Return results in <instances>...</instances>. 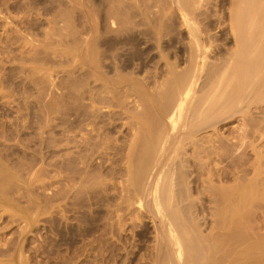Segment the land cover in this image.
<instances>
[{
    "label": "rangeland",
    "instance_id": "1",
    "mask_svg": "<svg viewBox=\"0 0 264 264\" xmlns=\"http://www.w3.org/2000/svg\"><path fill=\"white\" fill-rule=\"evenodd\" d=\"M165 2L168 6L164 5ZM216 2L217 0H202V3L200 1V7L196 6V11H201L195 13L196 15L199 14V23L202 22V25L200 24L202 27H208V31L210 27H213L212 29L210 28L209 35L205 29L206 27L204 28V32H206L205 38L206 40H208V38L210 40L206 41L207 50L209 49L207 55L209 58L216 57L215 59H219L217 56L221 55L222 57L220 56V58H223L225 56L224 52L227 55L226 52L235 48V45L231 43L233 40L230 39L227 24L223 25L226 30L224 28H217L216 23L220 13L218 14V12H215L217 11ZM171 4L172 3H170V5ZM225 7L227 9L228 5ZM179 12L180 11L174 4L172 7L169 6V0H0V171L8 169V172L10 170L8 172L10 180L5 179L6 177L0 174V178L4 177V179L0 181L5 180L4 183L2 181V187L4 188L6 184L8 186L5 187L7 188L5 191V189H1L2 187L0 184V195L4 193L2 197H0V264H154L151 252L154 251L153 249L155 247V230L153 228V220L151 219L152 214H149L151 213L150 211L149 213L147 212L149 208L145 205H138L139 203L137 204L136 202L134 204L133 201H131L132 203L129 201L130 204H128V202L124 200L126 205L123 203V200L121 203L120 198L123 193H126L123 187L126 185L125 182H127L126 179L128 178L126 170L128 162L126 158H128L129 145L133 136V130H130L133 121L132 113L142 111L143 109L140 102H137L140 100L139 97H137L138 95L134 96L136 93H133L132 90H130L131 92L129 91L130 94L126 91L128 87L130 88L131 86L132 88L134 86L133 88H135L136 83H140L141 86H139L141 88L138 84L136 87L142 89V86L146 85L147 91L150 90L154 93L157 88L159 90V87L162 86L161 84L159 85V83H163L169 76V73H167L169 62L170 64L175 62V64L180 65L177 66L180 70L188 65L186 60L189 59L187 54L190 39L188 37L189 32L185 29L187 27H184L185 24ZM216 13L218 15H216ZM201 14L205 16H200ZM158 30L160 31L158 32ZM210 34H213L215 37H212L213 35L211 36ZM212 38L214 40H212ZM90 40H96V42H98V61L101 58L106 60L103 61L101 59L99 61V64H102V68H100L101 66L99 64L98 67L100 66L99 68L100 70L103 69L101 70V72H103L101 73L100 70H98V72L96 68V73L93 71L96 75L90 71L91 69L89 67H91L92 64L90 63V66V64L87 63L90 62V58L88 61L89 50H87L89 49ZM86 43H88V46ZM186 43L188 45H186ZM104 57H106V59ZM211 58L210 60H212ZM77 59H79V61ZM101 61L103 62L100 63ZM82 63H85L84 67H82ZM166 63H168V65ZM88 64L89 67L87 68ZM110 65L112 66L111 68H109ZM78 66L79 68L76 69V71L75 68ZM106 69L108 71H106ZM75 71L78 72V74H75ZM84 71H88V73ZM97 73L101 74L99 75L100 78L102 75L105 78L102 77L100 81ZM117 73L120 74L119 76H122L121 78L123 79H121ZM74 78L76 82L79 81L78 85L74 81ZM107 78H109V80L114 79L113 82L121 79V82L124 83L122 84L119 82L120 84L117 86ZM87 79H89L90 82ZM102 79H104V81L106 79L107 84H110L109 86H111L112 83L114 85L113 87L117 86L119 88L118 90V88L115 87L120 98L115 97L119 102L115 99L112 100V102L111 100H102L101 102H104V104L98 103L100 101L97 103L95 102V104L100 107L96 105L97 109L99 108L102 111L99 112V110H97L99 116L96 117V119L98 118L99 121L96 119L95 121L98 123L97 126H102V124H104V129L107 128L106 132L109 133H107L108 138L112 140L115 139V143L120 145L122 150L119 160H116L118 157L114 158L112 156L113 160H111L113 163L111 160H106L107 162L105 161L100 164L102 160L98 154L96 155L97 157L94 156L95 158H93L95 162L98 161L97 163H95L93 159L90 160V163L93 162L95 166L92 164V171L90 167V170L86 173L92 174V172L98 170V172H94L96 176L95 174L92 175L93 182L92 177H90L91 175L89 176L84 173L85 169L82 167L83 163L77 161L78 159L72 162L68 159H70V156H73V154L76 155L74 153V150H76L75 145L84 140L82 137L85 136L87 128L84 123L86 121L89 123L90 119L94 121L93 118H95V116L92 115L91 118H89L87 114L85 115V112H92L91 110L93 108L90 107L92 102L91 98L89 99V91L96 85V81L99 80L97 86H95L97 89L94 87L95 90H98L99 93L105 91L102 87H104L103 84L106 82H102ZM132 79H134L133 82H136L133 86ZM91 82L95 83L92 84ZM100 82L102 83L100 84ZM99 87L101 90L98 89ZM124 87L126 90H123L125 89ZM150 91L149 93H151ZM103 92H101V95L105 96ZM131 93L133 96H131ZM125 94L126 97H122L125 96ZM108 95H110V93ZM98 100L101 99L98 98ZM105 101L107 104L110 102L115 106H111L110 103V106L106 105ZM255 102L253 100L252 105ZM116 104L119 106H116ZM258 104L259 105H256L255 103V106H250V109L251 107L257 108L256 110H250V112H253H249L250 116L253 115L251 116L252 118L254 116L257 118L262 115L260 113L264 111H261V109H264V103L258 102ZM75 105L78 108L77 111L80 113V118H82L80 121L82 125H80V127H82L83 130L81 128L80 130L73 128ZM128 106L131 108H128ZM259 106L261 107L260 113H257L256 111H259ZM112 108L116 115L111 114L114 113L110 111ZM132 110L135 111L133 112ZM122 111H128L127 113L130 114L128 115L129 117L126 112ZM100 115L101 118H99ZM241 115H243V113H238V115L235 114V117H231L232 120L228 119L230 122L227 120V122L225 121V123L222 122L219 124L218 127L220 128H218V131H220H214L215 134H213V137L219 136L225 140L226 138L228 140L229 137L230 139L237 137L236 140H234L236 142L238 137L242 136L240 134H247L246 130H244L245 133L243 132V128L245 129L246 126H251L247 124L251 123L253 124L252 126H254L255 122H262L264 126V120L262 121L260 119L263 118L262 116L257 118L259 121L254 117L256 120L254 119L255 121H253V123L251 119L250 122L247 119L249 115L247 118L245 117L247 119L246 121L244 120L245 122L242 120L244 119V115L242 119ZM250 116L249 118H251ZM102 118H104V120ZM82 120L84 122H82ZM102 121L104 122L102 123ZM112 121L114 123H112V126L114 125L115 129L114 127L111 129L110 122ZM243 122L245 125L243 124L244 126L242 125V128L240 126ZM105 123H107V125ZM239 124L240 126H238ZM257 125L259 126L261 123ZM87 126L90 128L91 125ZM71 128H73L75 132L73 129L71 130ZM240 128H242V130ZM254 128L257 127H250L254 136H250V129H247L249 133L247 135L251 137H249V139H252V142L247 140L249 144L247 142L248 146L245 148L250 151V154L248 155L249 152L247 150L246 152L245 150L243 151L245 152V156L248 155L247 160H244L242 152L240 155L242 154L243 160L238 161L240 160L238 159L240 155L238 156L237 154H239L240 150L235 144H233V148H237H235V150H238V153L236 152V156L238 157L233 155L234 152L228 150V148L230 147L231 149L232 146L228 148H226V146L224 147L232 155L228 152L226 153L225 149L222 147L218 149L219 151L222 148V152H219L222 154L224 152L223 155H225V153L226 155L230 154L234 157V159H232L233 157L230 156V159L236 160L235 163H239V165L237 163H232L233 161L231 160L232 164H230L229 159H226L229 158V156H223L226 163L223 161L222 163L224 164L220 163L221 166H219L221 168H226L225 174H228V176H223V180L225 181L227 179L226 182H228H224L225 186L232 182V184H236L237 181L241 179H239V176L243 175L242 172L245 174L246 170L244 171V169L246 168L250 169L246 172L249 178L255 175V164L257 163L255 160L257 156L255 154L257 152L260 153L259 151L264 153V129L261 130L262 134H260L261 131L259 133V131L256 130V132H258V136H256ZM109 129H111V131ZM81 130L83 134H81ZM237 130L241 131V133H238ZM233 131L237 136L233 134ZM208 132H210V134L213 133L211 130L203 131V136H209L210 134ZM202 133L200 135L201 137H203ZM230 133L231 136L234 135L235 137L232 136L231 138V136H229ZM259 134L262 135V138ZM70 137L72 138L71 141L73 140L74 142H70ZM255 137H258V139L260 138L259 141L262 139L260 144H257L259 141L255 139ZM61 139H63L61 141L63 145L60 149H64L61 151L63 154L59 152L60 150L58 151L59 140ZM254 139L258 141L255 143L256 149L252 146L255 142ZM68 142L73 144H70V146ZM238 142L239 141H237V144L241 143ZM253 147L256 153H254L255 150ZM233 148L232 151H235ZM191 151L192 149H190V152ZM69 152H71L72 155ZM61 155L63 156L62 158L66 160L61 159V157H59ZM59 158L61 160H59ZM110 158L111 157H109V159ZM193 160L195 161V157ZM248 160L250 161V165L248 164ZM242 161H247L248 163L243 164L244 162L242 163ZM65 162H69L67 163L68 165H66ZM77 162L80 165L82 164V169H77L78 166L80 167ZM114 162L120 167L119 170H117L119 172H112L113 167L116 166ZM69 164L71 166H69ZM240 164L242 168H244L243 170L242 168L241 170L237 169ZM262 164V166H264V163ZM60 165L66 172L62 168L64 172L59 169ZM243 165L247 167L245 168ZM65 166L67 167L66 169ZM103 166H105V169L107 166L108 168L104 170ZM198 166L199 165H193L195 176L197 175L196 173H200V167L197 168ZM231 166H233V168H231ZM98 168H100L101 171ZM227 168L228 171L232 170L231 172L233 174H230V171L228 173ZM234 168L241 173H237L238 171L236 169L235 171L237 174L234 173ZM76 169L79 170V172L76 171ZM59 170L62 173H60ZM80 170L82 171L81 173ZM104 171L107 172L104 173ZM201 171L203 172V170ZM101 172L102 176L100 175ZM122 173H126L124 175L127 178H124ZM63 174L64 178L62 176ZM114 174H118L116 176L117 178ZM68 175L69 178L66 177ZM71 175L74 177L72 176L70 178ZM232 175H238V177H233ZM10 176L13 178L11 179ZM81 176H86L87 178L85 177L82 181L83 177ZM112 176L115 177L114 180L117 181V185H115L114 180V182L111 180L114 178ZM195 176L192 180H196L197 184L195 185V182H193V184L195 187L198 186V188L194 187L192 189V194L195 197L198 194V199L202 200L199 202L196 199V203L199 202L198 204L202 203L205 199L204 204L202 203L200 206H204L202 208H204L206 212V209L208 211L214 206L213 203L211 206L210 200H208L210 193L202 191L204 187L200 179L206 176L201 175V177L197 175V178H195ZM76 177L79 180H77ZM88 177H90V179H88ZM105 177L107 179L109 177L108 181ZM235 178H238V180H235ZM60 179L63 181H59ZM71 179L74 181L69 182ZM85 179L87 181H85ZM64 180H66V182ZM99 180L102 181L103 184L98 182ZM119 180H121L122 184L124 183L123 186ZM223 180L221 179L222 183ZM91 181L93 184H91ZM103 181H107V183ZM221 181L217 182L218 186ZM111 182L113 184H111ZM66 183H68V186ZM61 184L65 185L62 186ZM96 184L98 187L95 186ZM98 184L100 186L104 184L109 186L107 187V185H104L105 188L104 186L100 187ZM71 185L73 187L75 186V188ZM114 185L116 188H113ZM68 187L73 188V190L75 189V192ZM83 187L87 190H84ZM62 189L65 192L64 194L62 192L59 193ZM105 189L109 191V199L107 198L108 193ZM193 190L197 192L194 193ZM198 191L201 192L198 193ZM58 193L61 197H59L60 195ZM200 193L201 196L199 197ZM5 195L8 196L9 200L7 197L4 199L3 196ZM203 196L205 198H202ZM118 200L120 203L117 202ZM7 201H9L11 205L8 204L9 202ZM206 202L210 204L208 208L205 206ZM128 205L131 206V208H125V206ZM142 206L147 208L143 209L141 208ZM201 207L200 209H202ZM118 210H120V212ZM262 213L264 212L260 210V215H258L257 218L259 229L257 230L259 232L263 231L261 233H264V214L262 215ZM117 218H121L122 221ZM119 221L120 224L122 222L121 225ZM113 222L118 224L116 225ZM112 224L115 225L112 227ZM112 228L114 230H112Z\"/></svg>",
    "mask_w": 264,
    "mask_h": 264
},
{
    "label": "bare ground",
    "instance_id": "2",
    "mask_svg": "<svg viewBox=\"0 0 264 264\" xmlns=\"http://www.w3.org/2000/svg\"><path fill=\"white\" fill-rule=\"evenodd\" d=\"M200 1L202 3V0H171V2L169 0V6L172 7V5L174 4V6L180 11L179 13H181V15H180L182 17L181 19L183 20V23L185 24L184 27L186 26L187 28H185V29H187V31L189 32L188 37L190 39L187 37L189 39V48H187L188 49L187 54L189 56L188 57L189 59L186 60L188 62V65L184 66L185 68H182L180 70L179 67H177L180 65L175 64V62L174 63L172 62L173 64L172 63L170 64V62H169V66H168V70H167L168 71L167 73H169L168 74L169 76L166 78V80L163 83H159V85L161 84L162 86L159 87L160 88L159 90L157 88L154 93H152V91H150V90L149 91L151 93H149V91H147L146 85H143L142 89H140L141 84L133 82L134 79H132V83H133L132 86L135 85V83H136V85L137 84H138V86L140 85L139 86L140 88L136 87V85H135V88H133L134 86L132 88L130 86V88L128 87V89L126 91L128 93L130 90H132L133 93L134 92L136 93L134 96L138 95L137 97H139L140 100L137 102H140L143 109H142V111H139V112L136 111L135 113L130 112L133 114V115L131 114L133 117V119H132L133 121H132V123L130 122L132 125L130 127V130H133V132H132L133 136L131 139V143L129 145V151H128L129 153L127 155L128 158H126L127 162H128L127 167H126L128 178L125 177V175H124L126 173H124V174L122 173L123 174L122 176H124V178H127L126 179L127 182H125L126 185L123 187V190L126 193L125 194L123 193V195H121V197H120L121 203H122V200L123 201L125 200L126 202H128V204L132 203L131 201H133L134 204L136 202L137 204L139 203L138 205H145L149 208L147 212L149 213V211H150L151 213H149V214H152L151 219L153 220L152 221L154 223L153 228L155 230V242H154L155 247L153 246L154 251L151 252L154 264H264V233H261L263 231L259 232L257 230V229H259L258 225H257V224H259L257 222L258 221L257 218H258V215L261 214V213L259 214V212H260V210H262L264 212V210H263L264 209V171H263L264 166H262L263 165L262 163H264V153L262 152L263 155H262L261 151H259L260 153L257 152L258 155L256 153L255 143L257 140L255 141V139H258V137L257 138L255 137L254 145H252L255 147V149L253 147V149L255 150L254 153H256L255 155L257 156L255 160L258 163V164L254 163L256 166V171H254L255 175L253 177L250 176V178H249L248 177L249 175L247 176L248 173L246 174V172L250 170V169L246 168L248 166V164L250 165V161L248 160L249 163L247 161H245V162L242 161V163L244 162L243 164L248 163L246 167L243 165V167H245L246 169L242 168L241 162H240L241 164L239 166L240 169L239 168H237V169L241 170V168H242V170L243 169H244V171L246 170L245 171L246 175L244 174V172H242L243 175L239 176V179L241 178L240 180H238V178L237 179L235 178V180H238L236 184H232L233 183L232 182V183L225 186L224 182H226L227 179L224 181L223 176L226 175L225 174L226 168L220 167L221 166L220 163H222L224 161L223 156H225L227 152L228 153L234 152L233 155H235V157H238L240 155V153H242L244 150L246 152L247 149H245V148L248 146L249 142H252L251 141L252 139H249V137L254 134L252 132V129H250V127H257L258 129L254 128V130H255V132H256V130H258L259 133L262 129H264L262 122H259V123L253 122L257 118H259L260 116H262L264 118V111H262L264 109H261L262 105H261V107L259 106L260 107V108H258L259 111H256L257 113L258 112L260 113V109H261V111L263 113H260V114H262V115L258 116L257 118L254 116L256 118L255 119L254 117L253 118L251 117L253 115L250 116V114H249L250 110H254V109L256 110L257 109L256 107L255 108L251 107V109H250V106L252 105L253 100H254V102L256 101L255 102L256 105L261 104V103L258 104V102H262V104L264 103L263 102L264 101V0H217V2H216L217 9L215 8L217 11H215V12H218V14L220 13L219 15L216 13V15H218V20L216 23L217 28L222 29V28H224L223 25L227 24L230 39L233 40V42H231V43H234L235 48L232 47L233 48V49L231 48L232 50H230V51L228 50L226 52L227 55L225 54L224 51H222V52H224V55H225L223 58H220L221 55L217 56V58L219 57V59H215L216 57H214V56H212L214 58L210 57L212 60L215 59L213 61L210 60V58L207 55L209 53V52L207 53V51L209 49L207 50L206 41L209 40V38H208L209 36L207 37L208 40H206V38H205L206 32H204V30L206 29L207 34L209 35V33H210L209 31H210L211 27L209 28V31L207 30L208 27H206L204 25V23H203V25L206 28L202 27L201 26L202 22L199 23V18H198L199 14L196 15V13L198 11H201V10L196 11L197 7L198 6L200 7V5H199V4H201V3H199ZM203 1H205V0H203ZM170 3H172V4L170 5ZM164 5L168 6V5H166V2ZM227 5H228V7L226 9L225 6H227ZM200 16H205V15L201 14ZM159 31L160 30H158V32ZM226 33H227V31H226ZM212 37H215V36L213 35ZM212 40H214V39L212 38ZM97 43L98 42H96V40H90L89 46H88V43H86L87 46L89 47V49L86 48L87 50H89L88 61L90 58V62H87V59H86V62L89 64L90 63L92 64V66L90 64L91 67H89V64H88L87 68L89 67L91 69L90 70L91 72L95 71L96 68H97L96 69L97 71L100 70V68H102V66H101L102 64L101 65L99 64V61L102 58L99 59V61H98L99 52L97 50V46H98ZM187 43H186V45H188ZM103 53H104V51H103ZM103 53H101V54H103ZM219 54H221V53H219ZM100 56H102V55H100ZM104 58L106 59V57H104ZM207 58L209 61L207 60ZM77 60L79 61V59H77ZM77 60H76V62H77ZM103 61H106V60H103ZM103 61H101L100 63H102ZM84 64L82 65V67H84ZM98 64L101 66V67L99 66L100 68L98 67ZM166 64L168 65V63H166ZM106 65H104V66H106ZM76 66H74V67H76ZM111 67L112 66L110 65L109 68H111ZM78 68H79V66L77 68H75V70ZM104 68H106V67H104ZM109 68H107V69H109ZM116 68H117V65H116ZM84 69H86V68H84ZM107 69H106V71H108ZM101 70H103V69H101ZM101 70H100V72H101ZM84 72L88 73V71H84ZM95 73H96V71H95ZM75 74H78V72H76ZM83 74H85V73H83ZM90 74H92V73H90ZM93 74H94V72H93ZM97 74H98L97 76L101 75L99 73H97ZM94 75H96V74H94ZM117 75L119 76L120 74L117 73ZM77 77H79V76H77ZM90 77H91V75H90ZM93 77H92V79H93ZM102 77H104V76L102 75L101 78ZM119 77L121 78L122 76H119ZM85 78H87V77H85ZM94 78H96V77H94ZM101 78H100V76L98 77L99 80ZM107 79L109 80V78H107ZM121 79H123V78H121ZM121 79H119L120 81L115 79L117 82L116 81L113 82L114 79H110L109 81L110 82L112 81L114 85L119 86V84H120L119 82L122 81ZM75 80L76 79L74 78V81ZM77 80H78V78H77ZM87 80H89V79H87ZM98 81H96V82L98 83ZM106 81H107L106 79H105V81H104V79H102V82L105 83ZM78 82H76L77 85H78ZM89 82H90V80H89ZM102 82H100V84ZM94 83L95 82H93L92 84H94ZM97 83L95 86H97ZM155 83H156V81H155ZM113 84L111 83V86H109L110 84H107V82H106L105 84H103L104 87H102L103 85L101 86L102 89L104 88L103 90H105L104 92L101 91V92L105 93V96L101 95V92L99 93L98 90H95V88H96L95 86H94L95 88L94 87H92V89L90 88L91 89L90 91L88 90L90 92L89 93V99L91 98V102H92L90 107H92L93 109L91 110L92 112H90V111L85 112L86 110L84 112H85V115L87 114L89 118H91L92 115H94L95 118H93L94 121L92 119L89 120L87 118L89 120V123L87 121H86L87 124H86V122L84 123L87 128L83 126L84 128H86L85 136L82 137V138H84V140L82 142L78 141L80 143L75 145L76 150H74V153L76 155L73 154V156H70V159H68L71 162L78 159L77 161H80V163H83L84 166L82 164L81 165H82L83 169H85L84 173H86L88 170H90V167L92 166V164L94 165L93 162L90 163V160L97 157L96 156L97 154L102 160L100 164H102V162L104 163L106 160H111L112 156L114 158L118 157L116 160L120 159L119 157H120V152L122 150V147L115 143V139L112 140L111 138H108L107 135L109 133L106 132L107 128L104 129V127H105V126H103L104 124H102V126H97L98 123H97V121H95L96 117L99 116L98 113L101 111L99 109L100 107L97 104H95V102L97 103L98 101H100L98 103L104 104V102L103 103L101 102L102 100H107V101L111 100V102H112V100H114V99L116 100L115 97H119L118 93L116 92V89H115V87L116 88H118V87L117 86L113 87L114 86ZM122 84H121V86H122ZM148 84H147V86H148ZM90 87H91V85H90ZM121 88H123V87H121ZM98 89L101 90L100 87ZM148 89H149V87H148ZM118 90H119V88H118ZM123 90H126V88ZM88 91H86V92H88ZM121 91H122V89H121ZM121 91H119V92H121ZM122 92H121V94H123ZM126 92H124V93H126ZM130 92H129V94H130ZM109 93H110V95H108ZM119 95H120V93H119ZM131 96H133L132 93H131ZM122 97H126V94H125V96H122ZM98 98H100L101 100H98ZM116 101H118V100H116ZM109 103L107 104V102H106V105H109ZM96 105H97V107H99L98 109H97ZM110 105L112 106L114 104L110 103ZM116 106H119V105L116 104ZM90 107H88V108H90ZM128 108H131V107L128 106ZM110 109H111V107H110ZM77 110H78V108L75 105V111H74L75 117H74V121H73V123H74L73 128L80 130V128L82 129V127H80V125H82V123L80 124V121L82 118H80V115H79L80 113ZM97 110H99V112ZM127 110H129V109H127ZM110 111L114 112L113 108ZM110 111H109V113H110ZM122 112H126V111H122ZM238 113L239 114L243 113L244 116L241 115V119L244 117V119H242L243 121L244 120L246 121L248 119L250 122V119H251V122H253L255 124L254 126H252L253 124L249 123L247 125H251V126L250 127L246 126L245 129L242 127V125L244 124L245 121L242 124L240 123L241 126H240V124L238 125V126L243 128L244 133H245L244 130H246L247 134H249L248 130H247L249 128L250 129V131H249L250 136H248L246 133L240 134L242 136L238 137V140H237V141L241 142V143L238 142L239 144H237V141L236 142L234 141L237 138L234 135H232L235 137V138L233 137L234 139H230V137H229L228 140H227V138L225 140L219 136L213 137V134H215L214 131H217V132L220 131V130L218 131V128H220V127H218L219 124H221L222 122L225 123V121L227 122L228 119L232 120L231 117L232 118L235 117L234 115L235 114L238 115ZM250 113H253V112H250ZM111 114L116 115L115 112L111 113ZM101 115H103V114H101ZM101 115L99 118H101ZM128 115H130V114L127 113V116ZM248 115L251 118H249ZM247 116H248V118H247ZM256 116H257V114H256ZM116 117H115V119H116ZM132 117H130V118H132ZM104 118H102V119L104 120ZM263 118H260V119L263 121L264 120ZM83 120H82V122H84ZM96 120H98V118ZM242 120H241V122H242ZM100 121H101V119H100ZM103 122L104 121H102V123ZM112 123H113V121L110 122L111 129H113L112 127H114V125L112 126ZM247 123H248V121H247ZM260 123H261V125L258 126L257 124H260ZM105 124L107 125V123H105ZM87 125H91L90 128ZM221 127H223V126H221ZM73 128H71V130ZM233 128H235V127L233 126ZM242 128H240V129L242 130ZM111 129H109V130L111 131ZM114 129H115V127H114ZM82 130H81V134H83ZM207 130H211V131H213V133L210 134V132H208L210 134L209 136H203L202 132L203 131L205 132ZM235 130H236V128H235ZM231 131H232V127H231ZM237 131H238V133L239 132L241 133V131H239V130H237ZM74 132H75V130H74ZM201 133H202L203 137L200 136ZM233 134H235V132ZM257 134H258V132H256L255 135L258 136ZM260 134H262V131ZM219 135H224V134H219ZM81 136H83V135H81ZM225 136L228 137L227 135H225ZM225 136H224V138H225ZM229 136H231V133ZM232 136H231V138H232ZM260 137L262 138V135H260ZM58 139H60V138H58ZM71 139L72 138L70 137V142H74L73 140L71 141ZM76 139H77V137H76ZM259 139H258V141H259ZM62 140L63 139L59 140L60 141L59 147H58L59 148L58 151L60 150L59 152L64 150V149H60L63 145L62 144L63 142H61ZM79 140H81V139H79ZM247 140L248 141L250 140V141L248 142ZM263 140H264V137H263ZM68 141H69V139H68ZM260 141L257 144H260L261 143ZM247 142H248V144H247ZM66 143H67V141H66ZM75 143H77V142H75ZM70 144H73V143H69L68 145H70ZM233 144L237 145L238 149L240 150L239 154H237L238 156H236V152L238 150L237 151L235 150L236 147L233 148L234 147ZM225 146H226V148H228L229 146H232L233 150H235V151H232V148L230 149V147H229L228 150H231L229 152L228 150H226V148H224ZM220 147L225 149V151H226L225 155H223L224 152H223V154L221 153L222 148L219 150L221 152L218 151V149ZM190 149H192L193 152L192 151L190 152ZM245 152H243V155H244L243 157H244V160H247L248 155L250 154V151H248L249 153L247 152L248 155H246V156H245ZM69 153L71 154V152H69ZM230 154L229 155L227 154L229 156V158H226V157H228L227 155L225 158L229 159L230 164L235 163L236 160H232V159H234V157L231 156L232 154L231 155ZM230 156L233 158L230 159L231 158ZM240 156L238 157V159H240V160L237 159L238 161L243 160V157L241 156L242 157L241 158ZM59 157H61V159H63V160H66V159L62 158L63 157L62 155ZM109 157H111V158L109 159ZM194 157H195V161L193 160ZM190 158H193V159H190ZM61 159L59 158V160H61ZM231 160L233 161L232 163H231ZM93 161L95 162L94 159H93ZM97 162L98 161H96L95 163H97ZM60 163H58V164H60ZM65 163H66V165H68L67 163H69V162H65ZM112 163H113V161H112ZM224 163H226V161H224ZM224 163H222V164H224ZM236 163L239 165L238 162H236ZM70 164H72V163H70ZM70 164H69V166H71ZM114 164L116 165V162H114ZM117 164H118V162H117ZM61 165H60V167L59 166L58 167L62 172H64L65 170L61 167ZM73 165H72V168H73ZM81 165H80V167L78 166L77 169L81 168ZM193 165H199L197 168L200 167V170H199L200 173L196 170L198 172V173H196L197 175L206 176L205 178H203L201 176L202 179H200V180H202V182H203L202 185L204 187V189H202V191L210 193V195L208 194L209 195L208 200H210L209 202L211 203V206L214 204V206L211 207L208 211L206 209V212H205V209L202 208L204 206H202V207L200 206L202 203L204 204L205 199L203 200L202 203L198 204L202 200L198 199V197H197L198 194L196 196L197 198L195 196H193V194H192V189L195 187L194 184L195 185L197 184L196 180H192L195 176V174H194L195 171L193 169L194 168ZM227 165H228V163H227ZM257 165H258V167H257ZM98 166H100V165H98ZM103 167H104V170H106L108 168V166L106 169H105V166H103ZM234 167H235V165H234ZM66 168L67 167L65 166V169ZM74 168H76V167H74ZM119 168L120 167L118 165H116L115 167H113L112 172H115V173L119 172V171H117V170H119ZM228 168H227V171H228ZM231 168H233V166H231ZM77 169H76V171L79 172V170H77ZM93 169H94V167H93ZM98 169H100V168H98ZM235 169L236 168H234V170H233L234 173H236ZM3 170H5V171H3ZM3 170L0 171L1 172L0 174H2L4 177H6L5 179H9V173L8 172L10 170L8 172H7L8 169H3ZM201 170H203V172ZM61 171H60V173H62ZM70 171L72 173H74L72 170H70ZM91 171H92V167H91ZM96 171L98 172V170H95L94 172H96ZM100 171H101V169H100ZM120 171H121V169H120ZM229 171L231 172L232 170H229ZM229 171H228V173H229ZM81 172L82 171L80 170V173ZM94 172H92V174H90V173H88V174L86 173V174L89 176L91 175L90 177H92L93 174H95V176H96V173H94ZM102 172L100 174L101 176H102ZM105 172H107V171H104V173ZM68 173H70V172H68ZM110 173H111V171H110ZM110 173H108V174H110ZM237 173L240 174L241 172L238 171ZM77 174H79V173H77ZM108 174H106V175H108ZM230 174H233V173L231 172ZM10 175H12V174H10ZM117 175H115V177ZM197 175L195 176V178H197ZM62 176L64 178V174ZM72 176L73 175H71L70 178ZM226 176H228V174ZM236 176L238 177V175H236ZM236 176H233V177H236ZM0 177H1V175H0ZM4 177L0 178V180L4 179ZM66 177L69 178V175ZM78 177H79V175H78ZM81 177H83V176H81ZM85 177L86 176H84L82 178V181ZM90 177H88V179H90ZM112 177H114V176H112ZM115 177L112 179L110 178V179L113 181L115 179ZM119 177H121V176H119ZM12 178L13 177H11V179ZM121 178H123V177H121ZM97 179H99V178H97ZM102 179H104V178H102ZM108 179H109V177H108ZM108 179L106 178L107 181H108ZM221 179L223 180V183H222ZM66 180H67V178H66ZM66 180H64V181L66 182ZM77 180H79V179L77 178ZM116 180H118V179H116ZM2 181H3V183L5 182V180H2ZM2 181H0L1 187H2ZM59 181H63V180L60 179ZM70 181H74V180L71 179V180H69V182ZM85 181H87V180L85 179ZM92 181H93V177H92ZM92 181H91V184H93ZM107 181H105V182L107 183ZM119 181L121 183V180H119ZM218 181H221V183H222V184L220 183L219 186L217 185ZM98 182L102 183V181H100V180ZM193 182H195V183L193 184ZM197 182H198V180H197ZM6 183H7V181H6ZM59 183H62V182H59ZM68 183H66V185ZM116 183H117V181H115V185H117ZM226 183H228V182H226ZM73 184H74V182H73ZM108 184H110V183H108ZM111 184H113V183L111 182ZM61 185L63 186L65 184H61ZM82 185H80V186H82ZM115 185L113 186V188L115 187ZM123 185H124V183L122 184V186ZM95 186H97V184ZM103 186H100V187H103ZM108 186L109 185H107V187ZM5 187H8L7 184H6V186H4V188L2 187L1 189H5V191H6L7 188H5ZM196 187L198 188V186H196ZM68 188H71V187H68ZM73 188H75V186ZM73 188H71V189L73 190ZM78 188H79V186H78ZM83 189H84V187H83ZM81 190H82V188H81ZM84 190H87V189H84ZM194 190H197V189H194ZM80 191H78V192H80ZM105 191H106V189H105ZM61 192L63 194L65 193L63 191V189L59 193H61ZM106 192L108 193L107 198L109 199L110 198L109 191H106ZM196 192L194 191V193H196ZM199 192H201V191H198V193ZM17 193H19V192H17ZM3 194L4 193H2L0 195V197H2ZM202 194H204V193H202ZM20 196H22V195H20ZM200 196H201V193L199 194V197ZM3 197H4V199H5V197L8 198V196H6V195ZM59 197H61V195ZM112 197H115V196H112ZM19 198H21V197H19ZM62 198H64V197H62ZM62 198H60V199H62ZM202 198H205V197L203 196ZM4 199H2V200H4ZM196 199L199 201L198 203H196L197 202ZM8 200H9V198H8ZM114 200H117V199H114ZM0 201H1V199H0ZM125 201L123 203L126 204ZM129 201H130V203H129ZM7 202H9V201H7ZM117 202L120 203L119 200ZM207 202L205 204V206H207L206 208H208V206H210V204H207ZM4 203H6V202H4ZM8 204H10V202ZM121 205H123V204H121ZM131 206H132V204H131ZM131 206L128 205V206H125V208L126 207L131 208ZM147 207L142 206L141 208L144 209ZM200 207L202 209H200ZM15 208H17V207H15ZM118 211L120 212V210H118ZM263 214L264 213H262V215ZM118 220H121V218H119ZM113 223H115V222H113ZM119 224H120V221H119ZM121 224H122V222H121ZM114 225L112 224V227ZM112 230H114V229L112 228Z\"/></svg>",
    "mask_w": 264,
    "mask_h": 264
}]
</instances>
